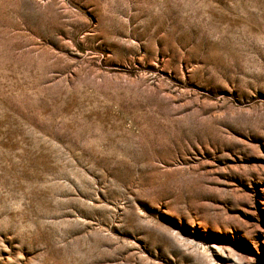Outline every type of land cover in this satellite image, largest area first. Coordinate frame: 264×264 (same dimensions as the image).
<instances>
[{
	"label": "rangeland",
	"instance_id": "1",
	"mask_svg": "<svg viewBox=\"0 0 264 264\" xmlns=\"http://www.w3.org/2000/svg\"><path fill=\"white\" fill-rule=\"evenodd\" d=\"M0 264H264V0H0Z\"/></svg>",
	"mask_w": 264,
	"mask_h": 264
}]
</instances>
